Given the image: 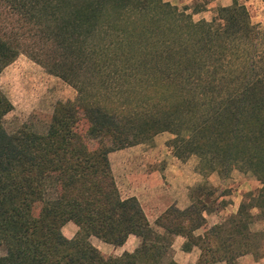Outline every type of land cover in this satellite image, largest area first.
<instances>
[{
	"label": "trees",
	"instance_id": "obj_1",
	"mask_svg": "<svg viewBox=\"0 0 264 264\" xmlns=\"http://www.w3.org/2000/svg\"><path fill=\"white\" fill-rule=\"evenodd\" d=\"M21 55L76 98L9 133L0 89V264H176L178 235L199 247L195 264H237L263 240L248 227L264 218V30L239 0L210 21L164 0H0V73ZM164 132L179 160L259 188L221 225L206 229L197 202L168 208L157 232L121 198L108 156ZM129 235L139 245L120 256L87 241L121 247Z\"/></svg>",
	"mask_w": 264,
	"mask_h": 264
},
{
	"label": "crops",
	"instance_id": "obj_2",
	"mask_svg": "<svg viewBox=\"0 0 264 264\" xmlns=\"http://www.w3.org/2000/svg\"><path fill=\"white\" fill-rule=\"evenodd\" d=\"M179 9L187 8L195 21H210L218 8L229 7L233 0H164ZM248 12H258L264 9L261 0H239ZM251 18V16H250ZM0 89L12 104L13 109L4 117L11 119L13 124L23 116V56H19L11 64L3 68L0 73ZM74 99L71 98L70 101ZM54 109V108H53ZM173 136L167 132L157 134L148 143L135 145L111 152L108 156L111 171L122 199H135L148 222L157 232L163 230L156 227V220L170 207L183 211L193 204L200 202L203 205L202 216L205 228L223 224L229 217L235 216L240 205L246 201V195L255 192V189H246L243 186L235 187L219 197L218 192L224 186V176L216 172L205 173L200 170L199 159L191 156L186 160H179L167 146ZM248 175L247 173H244ZM216 196V197H215ZM219 198L217 202L227 200L221 206L208 208L209 203ZM257 217L259 211L252 210ZM77 232V227H69ZM205 228L193 231L194 237H202ZM251 233L261 234L263 240L257 243L252 251L239 256L237 264H264V218H257L249 224ZM93 239L97 240L95 237ZM99 243V240L97 241ZM139 238L129 235L126 242L119 249L120 254L131 253L139 245ZM101 244V243H100ZM104 243L101 245L103 246ZM107 245L108 247L110 245ZM187 238L174 236L171 245V259L176 264H195L200 257V249L190 245ZM115 248L113 246H110ZM218 264H226L219 262Z\"/></svg>",
	"mask_w": 264,
	"mask_h": 264
},
{
	"label": "rangeland",
	"instance_id": "obj_3",
	"mask_svg": "<svg viewBox=\"0 0 264 264\" xmlns=\"http://www.w3.org/2000/svg\"><path fill=\"white\" fill-rule=\"evenodd\" d=\"M179 9V8H178ZM258 14L250 13L251 21L254 24L259 25L264 30V9L259 11ZM23 56V116L19 117L13 124L10 120L5 121V129L11 133L17 130L27 120L29 115L33 112H40L43 114H51L54 106L58 102H69L71 98H76L75 90L61 81L60 79L47 74L39 65L33 63L28 58ZM248 174V173H247ZM225 184L221 187L218 195L226 194L235 187L243 186L246 189H255L258 186V182L251 175H245L237 170L231 171L228 175L224 176ZM219 197H222V196ZM216 197V196H215ZM213 202L209 203L208 208H212L215 205L221 206L227 200L221 198V202H217L219 198H215ZM69 227H77L74 223L68 222L62 228L63 235L68 238H74L79 232L72 231ZM97 239V238H96ZM88 243L105 256H120V250L107 245H101L103 242L88 237ZM101 243V244H100ZM4 255V250L0 247V256Z\"/></svg>",
	"mask_w": 264,
	"mask_h": 264
}]
</instances>
